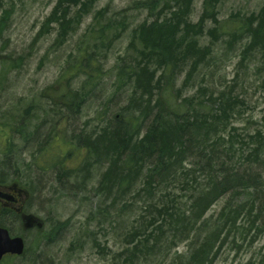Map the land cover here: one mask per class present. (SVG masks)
<instances>
[{
    "label": "trees",
    "instance_id": "1",
    "mask_svg": "<svg viewBox=\"0 0 264 264\" xmlns=\"http://www.w3.org/2000/svg\"><path fill=\"white\" fill-rule=\"evenodd\" d=\"M93 1L95 2V0H88L81 3L78 2V4L73 5L72 7L74 10L72 14L75 13L76 18L82 20L83 16L91 10L90 7L92 6ZM154 2V0H143L142 2H138L137 6L145 10L148 5H150V3ZM2 4L3 0H0V33L3 32V22L8 20V17L10 16V12L4 9ZM64 8L65 9L63 10L56 8V10L53 11L51 23L57 22L59 26L57 32L63 37H66L67 35L65 36V33L67 31L65 30V25L68 26V22H73V24L78 23L70 18V13L66 10V7ZM185 9L186 8H184V10ZM181 20L183 21V18L177 22L180 23ZM201 20L204 19L202 18ZM170 21L171 20H167V18L161 20L158 23L156 21L155 24L149 29L146 25L142 26L144 31V39L150 44V53L147 55L141 54L145 63V67L136 68L135 66V71L133 74L134 78L132 80H135V82H133L134 86L132 90H134L135 94L137 95L133 98V100H135V104L132 103L134 104L132 106L135 107V109L132 111H134L135 115H137L135 117L136 121L135 119L133 121H131L132 119H121V115L116 113L111 119L113 121V127L108 130H105V128L101 129V131L98 130V132H100L94 138V147L101 152H105V157H108L110 162L107 172L100 177V183L102 184L101 188H98L95 193L101 192L102 196L104 197H102L103 203L105 202V198L109 199V202L112 206L111 208H116L119 206V202L121 203L125 200V202L121 204V208L123 207V209L119 211L121 212L120 214H122V216L126 212H128L126 214H132L134 212L138 213V218L135 219V224L131 225L133 229L130 228V230H128L127 234L125 235L124 242L126 246L123 247L119 253V256L125 257L123 264H157L160 263L159 260H164L165 256L167 259L166 262L168 264H214L217 260V254H219V252L224 248L223 246L225 244H230L231 241V246H236V248H239L238 243L234 244V240L228 238V236L231 233L233 234L232 222L234 223V219L237 216L240 217L243 215V212L240 208L233 206L230 204V201H228L222 206V208L220 207V212L218 216L215 217V220L204 219V216L200 213V210H203L204 204L207 202L211 204L213 201L217 200L219 196L227 194L230 196V198H232V200L244 199L246 203L248 202V205L246 204L248 209L252 208L253 203L255 202L256 206L259 207L258 218H261V215L264 214V161L258 159L255 157V155H251L250 153L247 156V160L246 157L244 159V161H248L247 164H245L246 169L233 167L230 168V170H223V161L226 160L229 155L215 153V150H211L209 152L200 151V153L196 152V155H198L200 161L205 160L206 167L208 166L207 169L202 172H204V175L206 174V176H208V180L210 181L209 192L205 195V197H201L202 199H200L198 198L199 195L196 191H194L193 187H190L193 189V191L188 193L190 189L189 187L187 190L185 184L180 183L181 181L176 183L179 185V188L182 189V191H180L181 195L187 194V196H190L193 200V206L191 205L190 209L191 216L187 214H179L177 217L173 218L172 214L168 213L170 210L169 207L173 206V202H175L174 200L177 198V196L181 195L178 193V195H176L169 193L162 194V192H157L156 188L158 185H160L161 181L165 180L164 177H169L172 173L175 174L177 172V170L174 168H176L178 165L174 164L181 162L186 153L183 152L182 149H184L185 146L189 149L191 148V154L195 149L193 148V146L196 144L195 141L193 143L190 142V140L187 141V139L185 141L186 137L184 138L183 134H187V131L182 132L180 127L170 123V120L173 119L172 116L174 113L179 112L181 115H183L181 118H184L185 116L188 118L191 116L190 118L195 121L192 125L193 127L201 126V124L203 125L206 122L208 123V126L212 128L213 126H216L220 120H217V116H211V110L208 108L210 104L208 100L204 98V94L200 92V90L198 91L199 93H197V95L180 99V95L177 93V89L175 88L176 84L174 81H176V77L179 76L180 70L184 68L183 65L187 63L184 60L192 57V55L195 53V60L199 59L200 61L193 68H196L197 66L198 68H201L203 65H205L204 68H207L209 64H214L215 60L218 59H216L215 56H212L213 58L211 56H206L205 52H197L193 45L190 44V37L192 36V33L187 31L184 33L180 32L178 25H175V23L169 25ZM153 27L155 29L153 30L154 32L149 31ZM100 31L101 30H92L90 32L91 35H94L93 38L95 41H97L95 33L98 36L100 35ZM225 35L226 37L224 40H228L229 42H227L228 44H226L227 47L224 49V52L220 50V57L222 59H227L229 56L231 57V50L233 51V48L236 46L233 42V36L235 35L231 36L228 33H225ZM236 36H238V34ZM257 36L258 32L256 29L249 31V38L252 39L254 50H256L254 51V57H258L260 58V61H264V47H262V45H264V41H262V39H260V37L258 38ZM211 37H214V34L213 36L211 35ZM98 43L102 44L100 41H98ZM98 43H96L94 46V49L96 50ZM105 43L108 45V42ZM255 45H257L258 48ZM153 50L157 51L160 56L164 57L163 61H158L159 64L154 63V61L157 59L152 53ZM248 61V58L243 55V58L238 59L237 65L235 66V71H237V73H241L243 76L242 80L247 74L248 67L246 66V63ZM84 62L87 67L90 66V72L88 74L85 72L84 73L88 75L87 77L94 76V73L97 72V67L95 66L96 60L94 64L91 60H84ZM81 67H83V65H81ZM152 67H155V70H152ZM258 68L259 67L256 69L258 70ZM157 69L160 71H169V77L171 78V75H173V77L171 78L172 82L165 84L164 89H162L163 95L161 100H158V108L154 107L153 109L151 102L155 101L156 99L153 100L152 93L155 92V89L161 90L155 86V83H151L153 88L150 84L152 75L158 71ZM125 70L128 72L129 68L125 65H119L117 71V74L119 73V75L115 77L118 83L123 81L124 77H121L123 73L121 76L120 74L121 72H125ZM189 71L190 73H188V76L192 74L191 70ZM61 75L66 77L70 76L71 73L63 70ZM263 79L261 80L260 86L264 88ZM186 81L188 82L189 78H186L185 82ZM71 93L72 94L70 96L66 95L64 97H59L58 100L61 99V102L73 100L76 96V92ZM221 94L227 95L225 93ZM238 104H241L240 99H233L232 103L225 102V104L221 106V109L225 114L231 115L235 110H237ZM48 106L51 108V112H53L51 117L58 113V110H56L54 106L51 104H48ZM67 107L62 108H65L68 113H70V111L76 112V109L78 108L76 106L72 108ZM191 107L200 108L202 113L198 115H192L193 112H191ZM27 111L28 110L22 113V116L18 122L19 126L22 128H18L16 130V135L21 134L20 140L26 145L30 143L29 139H32L30 138L31 136H27V134H25V122L31 114ZM58 114L61 115L60 112ZM31 117L34 116L32 115ZM45 120L44 122H46ZM123 121H126L125 125L123 124ZM139 122L146 124L147 131L141 140L135 138L132 142L131 137H133L134 134L131 135L129 131H134ZM121 125L125 127L119 129ZM182 125H184V123ZM54 126V122H49L45 130L49 132L54 128ZM184 126H186V123ZM6 128V124L0 125V146L2 148L8 147L11 149V135L9 131L6 130ZM50 128L52 129L50 130ZM220 128L221 127L217 128L216 130H219ZM40 130H43V128L40 126L37 127L36 130L34 129L32 135L38 139L32 140L43 143V141L39 139L40 137L36 136L37 134L39 135L38 132ZM193 131L195 132V138H193V140H198L202 137H208L211 133L215 132V129L207 128L202 130L200 128L198 130L196 129V131ZM58 136H60L59 132L53 133L50 137H48L49 141H47L48 147H46V149L54 148V141ZM134 137L137 136L134 135ZM75 140H77L80 146L81 144H84V142L81 140V137H76ZM199 145H201V143H199L197 146ZM122 148L124 149L122 152L123 155L120 154ZM68 154L70 155V153ZM9 155L10 150H0V166L3 167L0 169H4L3 172H6L5 167H10ZM65 155L60 156L57 154V157L52 156L48 157V159L51 158L50 160L45 159L41 161L44 164H58L64 159ZM119 157H122L124 161L121 160V158V161H119ZM212 165H218L219 167L217 166L218 169H213ZM202 168L205 167L203 166ZM83 172L84 170H79L78 172H75V174L82 176ZM72 174L73 173H71V175ZM2 180L3 175L1 172L0 183H2ZM15 181L16 179L14 182ZM56 181L58 183L65 184V181L61 179H56ZM106 181L109 182L108 187H105L104 185L106 184ZM134 185L136 187H134ZM130 188L133 193L132 196L129 197L131 199L128 198L129 202H127L126 197L130 192ZM185 190H187V192ZM153 202L157 204L154 205ZM138 203L140 204L139 206L137 205ZM104 205H102V207ZM196 206L198 207L197 210L194 209ZM104 207L100 208L99 206L98 208L100 209L95 210L92 213H90V210V212L87 213V227H90L89 224H91V222L97 221V223L102 225L104 223L103 221H106L107 212H105ZM200 214L202 215L201 220L204 226L201 229L194 227V220L196 218H200ZM5 219H8L9 224L5 221ZM155 220L158 221L156 224H154ZM16 223H20L19 217L13 211H11V209H4L0 207V225L11 230L12 226H16L14 225ZM65 223L66 222L53 225V227L47 233L45 230L39 231L37 233L35 232V236L43 238L47 243H55L58 241L60 234L67 229L68 226ZM136 223L140 224V226H136ZM151 226L152 228L150 230H152V233L147 235L146 230ZM257 229L260 228L257 226ZM190 230L196 235H194L193 239H190V243L187 244L185 254L181 255L174 252L171 255V250L176 248L179 243H182V241H185L186 235ZM202 232L204 233L203 236H201ZM248 232L249 226L244 225L241 232L239 230V239H242L244 242L246 240L245 236H247L246 233ZM153 234L156 235L151 237ZM254 238L255 236L249 238V242L254 241ZM25 254L26 249L24 255H22L19 259H22ZM11 261H13L12 258H6L3 262L8 264Z\"/></svg>",
    "mask_w": 264,
    "mask_h": 264
},
{
    "label": "rangeland",
    "instance_id": "2",
    "mask_svg": "<svg viewBox=\"0 0 264 264\" xmlns=\"http://www.w3.org/2000/svg\"><path fill=\"white\" fill-rule=\"evenodd\" d=\"M139 1L141 0H99L94 8L97 10L108 5L115 14L125 10L126 15L134 26L144 19V15L138 13V9L135 10L133 8L135 5L137 6ZM200 1H195L196 11L193 15L194 19L199 18L201 15ZM250 1L251 3H248V0H222L218 4V18H226L232 12H236L238 7L240 9L245 7L244 12L246 13L252 12L259 6L260 0ZM55 2L56 0H3L2 7L10 12V16L3 40L0 41V49L4 48L6 54L16 58L13 57L15 62L9 63L10 67L8 68H10V71H8L7 78L3 77L0 79V125H7L6 130L11 135L12 149L15 147V152H10V167H5L6 172H3L4 169H0L3 175L0 185L7 186L16 179L15 182L18 186L29 194L24 211L41 219L44 222L46 233L59 221L70 219V224L60 234L58 241L55 243H47L43 238L36 237L34 232L22 235L25 241L26 254L22 259L15 258L8 264H123L125 257L119 256V253L126 246L124 242L125 235L132 228L131 225L135 224L138 213L126 214L128 213L126 212L122 216L121 212H119L121 210H118L120 209L119 207L118 209L111 208V203L105 201V207L103 206L105 212H107L106 221H103L105 225L102 226L96 221L91 222L89 224L90 227L86 228L88 226L87 213L90 210V213H92L103 208V198L94 201L96 203L100 202V208H98V205L87 204L84 200L82 203L75 201V198L78 197L75 194L77 193V188L72 189L73 187L71 186L58 183L51 168H46L41 161L44 155L42 149L48 147L47 143L43 141L40 146L32 147L30 144L26 145L20 140L21 134L16 135V130L22 128L18 122L26 107L29 105H33L34 108L37 105L39 107L46 106L45 102L41 106L40 103L33 101L42 88H45L48 92L51 90L52 96H58V99L66 95L70 96L71 92H76V95H80L85 100L83 107L77 104L76 112L78 114L75 115V111L71 112L69 119L60 116V119L54 122V128H50L52 130L47 132L45 130L47 127L44 124L45 114L42 115L41 112L32 113L25 122V131L32 134L34 129L36 130L40 126L43 128L41 131L44 132V137H50L53 133L59 132L60 136L54 141L55 146L51 151L54 150L60 156L70 153V155L66 154L67 156H64L60 166L71 167L72 175H77L75 172L79 170H84L85 172L87 170L86 167L91 160L85 158L84 152L80 151L81 146L75 140L77 137V135H74L75 129L81 130L84 125L87 128L86 132H91L95 128L102 129V120L107 119V117L112 119L115 113H121L126 110L123 104L118 103L100 110V103L109 99L110 96L113 98L112 92L116 91L115 74L118 71V65H116L115 61L119 52H122L125 48L127 37L123 36L117 42L114 50L106 59V50H98L100 56L98 57L97 72L94 73V76L87 77L88 75L84 73L85 69L83 67L74 69L72 66L67 67L65 62L70 51L69 48H73L75 43H78L76 41L83 35V31L87 29L85 34H90L93 30L90 21L95 15L93 14L95 10H90L86 14L87 17L80 20V29L77 27V30L72 35L67 36L66 39L68 41L64 46L53 52L49 47L55 36L54 29L57 31V28L52 26L54 29L52 28L51 32L42 37H37V33L40 29V24L50 13ZM205 27L210 28L209 23ZM202 38L208 39L210 37L203 36ZM6 39H8L7 42ZM237 49L238 46H236L235 52ZM48 50L51 55H49ZM46 53L48 56L45 58ZM234 55L231 54V57L229 56L224 61L223 73L228 79L233 77L235 66L238 62ZM63 70L70 72L71 75L63 77L61 75ZM248 70L246 75L250 78L252 74ZM188 71L189 68L184 67L179 72L175 88L180 95V99L197 95L198 91L201 90L198 87L202 86L200 84L206 82L207 79V77L201 78V76L196 78L197 73L188 76ZM240 76L242 78L241 74ZM186 78H189L187 88L184 91H178L180 84ZM212 79H210V84L215 83ZM14 81H17V83H13ZM254 87V83H250V86H248L245 105L240 106L238 104L237 110L242 111L238 119L240 124L247 122L254 124L264 116V96ZM206 94L208 93L206 92ZM58 101L61 102V99ZM58 101L54 103H58ZM8 108H11V110L19 108L21 113L19 116L10 118L8 116L10 111L6 115ZM49 112L53 114V112ZM109 112L110 115L112 114L111 116ZM32 115L34 117H31ZM236 116L234 117L236 118ZM98 133H96L95 137ZM1 148L0 146V150L4 151ZM49 157H52V155H49ZM0 168L3 167L0 166ZM105 168L106 165L104 164L94 165L90 168L89 175L85 177L89 176L94 184L96 182L100 183V175L105 171ZM70 181H73V179ZM92 183L89 188L95 194L97 188ZM173 186L178 188L174 194L181 195L180 191L182 189L179 188V185ZM195 187L193 186L194 189ZM187 190L185 191L187 192ZM192 191L193 189L190 188L188 193ZM81 195L79 194V196ZM137 205L139 206L140 204L138 203ZM212 210H215V207ZM5 221L8 223V219H5ZM14 225L16 226L11 228L12 234H20L18 223ZM137 225L138 227L140 226V224L136 223ZM151 228L152 226L146 230L147 235L152 233ZM155 235L153 234L151 237ZM36 239L37 241H35ZM249 241L248 237L242 243L243 246H239L238 249L232 251H230V248H226L227 251L225 253H223V248L222 254L220 255L219 253L214 264H264V235L262 237L256 236L254 238L255 242ZM185 245L186 241L179 243L176 248L171 250V255L174 252L178 254L185 253L187 249ZM166 261L165 256L164 260H159L160 263L157 264H168ZM0 264L7 263L2 261Z\"/></svg>",
    "mask_w": 264,
    "mask_h": 264
},
{
    "label": "bare ground",
    "instance_id": "3",
    "mask_svg": "<svg viewBox=\"0 0 264 264\" xmlns=\"http://www.w3.org/2000/svg\"><path fill=\"white\" fill-rule=\"evenodd\" d=\"M85 1H88V0H56L50 13L46 16V18L40 24V29L37 33V37H42L45 34L51 32L52 31L51 29L52 28L54 29V27L52 26H55L57 29L59 28L57 22L51 23L52 13L53 11L56 10V8L63 10L65 9L64 7H66V10L70 13V18L73 19V21H75L76 23H78V24H73V22H68L69 24L65 23V24H68V26L65 25L66 27L65 30L67 31L65 33V36L72 35L77 30V27L78 29H80L81 27L80 19L76 18L75 13L71 14L73 13V10H74L72 6L78 4V2L81 3ZM98 1L99 0H95V2L94 1L92 2V6L90 7L91 10L92 9L95 10L94 7L98 3ZM142 1L143 0L139 2H142ZM154 1L155 2L150 3V5H148V7L145 10L141 9L139 6H136V5L133 7L135 10L139 8L137 12L144 15V19L134 26L130 18L126 15L127 13L125 10H121L119 14H115L112 12V10L110 9V6L108 5L95 10L93 12V14L95 15L92 17L90 21V25L92 26V29L94 31L101 30L99 32L100 35L97 36V34L95 33L97 41L94 40L93 38L94 35L85 34L87 32V29H85L83 31V35H81V37L76 41L78 43H75L73 48H69L70 51L67 54V59H66L67 61L65 62V64L67 67L72 66L74 69L79 68L81 67V65H83L85 69V73L88 74L90 72L89 70L90 66L87 67L84 64L85 63L84 60H91L93 64L95 63V60H96L97 65L95 63V66L98 67V57L100 56V53L98 52V50L100 49L106 50V57H105L106 59L109 57L110 53H112V51L114 50L117 42H119L123 38V36H126L127 43L125 45V48L122 50V52H119V54L117 55L118 57H116L115 62H116V65H118V68H119V65L121 66L125 65L126 67L129 68V70L128 72L126 70L125 72H121L120 76L123 73L121 77H124V79L121 83H118V81H115L117 92L116 91L112 92L113 98H111L110 96L109 99H106V101H102L100 103V110L106 109L107 107H109V105L114 106L116 103L123 104V107L124 109L126 108V110L124 112L119 113L121 115V119H132L131 121H133L135 117L137 116L135 115L134 111H132L133 109H135V107L132 106L135 104V100H133V98L136 97L137 95L135 94L134 90H132L134 86L133 82H135V80H132L134 78L133 74L135 71V66L136 68L145 67V63H144V60L142 59L141 54L147 55L150 53V49H149L150 44L144 39V35H143L144 31H143L142 26L146 25L149 29L155 24L156 21L158 23L161 20L167 18V20H171L169 22V25L175 23V25H178L180 32H183V33L186 31L191 32L192 36L190 37V44L193 45L195 50H197V52H203V53L205 52L206 56H211V57L215 56V58L218 60H215V63L212 65L209 64L207 68H204L205 65H203L201 68H198V66L196 68H193L200 61L199 59L195 60L196 54L194 53L192 57L187 58V60H184L187 63L183 66L191 70L192 72L191 75H194V73H197L196 78H198V76H201V78L207 77L206 82H203L202 84H200L202 86L198 88L201 89L200 92L204 94L205 99L208 100L211 106V107L208 106V108L211 110V113H212L211 116L212 117L217 116V120L219 119L220 120L217 123V125L213 126L212 128H210V126H208V123L206 122L203 125L201 124V126L193 127L192 125L195 121H193L190 118L191 116L188 118L187 116H185L184 118H181L183 115H181L179 112L174 113V115L172 116L173 119L170 120V123L180 127L182 132L187 131L186 132L187 134H183L184 138L186 137L185 141L186 139L187 141L190 140V142L192 143L195 141L196 144L195 146H193V148L195 149H194V152H192V154L190 153L191 148L189 149L188 147L185 146L184 149H182L183 152H186V153L181 162L174 164V165H178L176 168H174L177 170V172L175 174L172 173L169 177L167 176L164 177L165 180L160 182V185L162 186L158 185L156 189L158 193L162 192V194H168V193L174 194V192L177 191L178 188L173 185H176L177 182L181 181L180 183L185 184L186 187L196 186L194 191H197V194L199 195L198 198L202 199L201 197H205V195L210 190L209 189L210 181L208 180V176H206V174L204 175V172H202L205 169H207L208 166L206 167L205 160L200 161V159L198 158V155H196V152L200 153V151L209 152L211 150H215V153H220L222 155H225V154L229 155L228 158H226V160L223 161V164H222L223 170H230V168H233V167L234 168L239 167L242 169H246L245 164H247L248 161L246 162L244 161V159L245 157L249 155V153L251 155H255V157H257L258 159H261L264 161V116L261 117L260 120L258 122H255L254 124H251L249 122L240 124L238 119H239L240 114H242L241 110L234 111L232 115H227L221 109V106L225 104V102L232 103L233 99H240L241 104L239 105L240 106L245 105V100H246L245 98H247L246 97L248 94L247 90H248V86H250V83H254L255 84L254 88L256 90H259L261 95L264 96V88L260 86L261 80L264 78V61L261 60L262 61L261 62L260 58L254 57V51L256 50H254L252 39L249 38V31L256 29V31L258 32L257 37L258 38L260 37V39L264 41V0H260L259 6L255 8L254 10H252V12L250 13L244 12L245 7H242L241 9L238 7L236 8L238 9L236 12H232L227 17L225 16L226 18L224 19L218 18L219 16L218 4H220L222 0H201L200 1L201 2V5H200L201 15L197 19H194L193 15H194V12L196 11L195 1H198V0H179V1L178 0H154ZM248 3H251V1L248 0ZM184 8L186 9L184 10ZM86 17L87 16L85 14L82 19ZM182 18H183V21L181 20L180 23L177 22ZM202 18L204 20H201ZM208 23L210 25V28L205 27L206 24ZM3 24H4L2 27L3 34L0 33L1 35L0 41L3 40L4 32L7 29L8 20H5ZM154 27L149 31L154 32L153 31L155 30ZM54 31H55L54 32L55 36L49 47L50 49H52L53 52H55V50L62 48L64 44L68 41V39H66L67 36L63 37L55 29ZM211 33L214 34V37H211V35L213 36V34ZM225 33H228L231 36L235 35L233 36V42L235 43L236 46H238V49L235 52V49H236V46H235L233 48V51L231 50V54L233 55L236 54L234 56L237 59H242L243 55H245L246 58H248L249 61L246 63L247 64L246 66L249 69L248 71L252 74L251 75L252 77L248 78V76L246 75L245 77L247 78L244 77V79L242 80L240 76L241 73L239 72L237 73V71H234L233 77L229 79L228 77H225L223 73L224 71L223 66H224L225 59H222L220 57L221 56L220 50L224 52V49H226L227 47L226 44H228L227 42H229L228 40L227 41L224 40L226 37ZM237 34L238 36H236ZM203 36L210 37V38L208 39L202 38ZM7 41L8 39H6V42ZM98 41H100L104 46L98 43ZM105 42H108V45ZM96 43H98L97 50L94 49V46ZM247 46H250V47H247ZM255 46L258 48L257 45ZM262 47H264V45H262ZM49 53H50L49 55H51V52ZM152 53L157 59L156 61H154V63L159 64L158 61L164 60V57L160 56V54L157 51L153 50ZM47 56L48 54L46 53L44 57L46 58ZM13 57L14 56L12 55L6 54L4 48L0 49V79L3 77L7 78L8 73H9L8 71H10V68H8L10 67L9 63L15 62L14 58L16 57L14 58ZM257 67H259L258 70L256 69ZM152 70H155V67H152ZM157 70L158 71L153 73L150 84L155 83V86L161 90L155 89V92L152 93L153 100L156 99L155 101L151 102V106H153L152 107L153 109L154 107L158 108L159 106L158 100H161V97L163 95L162 89H164L165 84L172 82L171 78L173 77V75L171 74H170L171 78L169 77V71H166V70L160 71L159 69ZM235 70H236V67H235ZM187 73H190V71H188ZM117 75H119V73L118 74L116 73L115 77H117ZM211 78H213L212 80L215 81L214 84L209 83L211 82L210 80ZM177 81H178V77H176V81H174V83L177 84ZM13 83H17V81H14ZM185 88H187V81L185 82L184 80L183 83L180 84L178 91H181V90L184 91ZM45 90H46L45 88H42V90L39 91V94L35 97L33 101L38 102V104L40 103L41 106H42V103L45 102L46 106L44 105V107H39L37 105V107L34 108L33 105H29L25 109V111L28 110L27 112L31 114L38 113V112L45 114V118H46L45 127L48 126L49 122L53 123L56 120L60 119V116H63L64 118L69 119V116L71 115V111L70 113H68L67 110L62 107H67V106H69L67 108H70V107L72 108L75 106L78 107L77 104H79L80 106L82 105L83 107L85 103L84 102L85 100H83V98L80 95H76L74 99L71 101L60 102L58 101V96H52L51 90L49 92ZM206 92L208 94H206ZM218 92L225 93L228 95V97L227 95H224L221 93L219 95ZM219 100H220V103H219ZM57 101L58 103H54ZM48 104H51L52 106H54L55 109L58 110V113L60 112L61 115L57 113L51 117L52 113H50L48 110L49 108ZM49 109L51 111V108ZM8 112L10 114L8 115L10 118L19 116L21 113L19 108L17 110H11V108H8L6 115L8 114ZM191 112H193L192 115H198L202 113V110H200V108L198 107H191ZM76 114H78V112H75V115ZM109 115H110V112H109ZM235 115H237L236 118L234 117ZM102 121H103L102 129L105 128V130L106 129L108 130L111 127H113V121L111 120V117H109V119L107 117V119L105 118ZM125 123L126 121H123L124 125ZM183 123L184 125L186 123V126L182 125ZM122 127H125V126L121 125L119 129H122ZM219 127L221 128L219 130H216ZM200 128L202 130H205L207 128L215 129V132L211 133L208 136L209 138L202 137L201 139L193 140V138H195L194 137L195 132L193 130L196 131V129L198 130ZM85 130H87V128L84 125L83 129L81 130L75 129L74 131V135H77V137H81V140L84 142V144H81L80 151L84 152L85 158L91 160V162L86 167L87 170L83 172L84 174L82 176L71 175V173H73V171L71 170V167L69 166L66 167L64 165L60 166L61 165L60 163L44 164V166H46V168L47 167L51 168V171L53 175L55 176V179L57 180L61 179L65 181V184L67 186L73 187L72 189L77 188L76 189L77 193L75 194L79 198L76 197L75 201L82 203L84 200V202H86L87 204H93L95 206L97 205L99 206L100 202L96 203L94 201L102 198L103 196L101 192H97L95 194L92 193V190L89 188V186L92 183V180L89 178V176L88 177H85V176L89 175V170L94 165L104 164L106 165V168H105V171L101 173L100 175L101 177L103 174L107 172L108 167L110 166V162L108 160L109 158L105 157V154H104L105 152L103 151L101 152L100 150H97L94 147V143H95L94 137L96 133L98 132V130L101 131V129L95 128L91 132H86ZM146 131H147L146 124H144L143 122L141 123L139 122V124H137L134 131H129L131 135L134 134L137 136V137H134L133 135V137H131L132 142L135 138H138V140H141L142 137L145 135ZM38 133L39 135L37 134L36 136H39L40 140L45 141V143L49 141L48 137H44L43 131L40 130ZM25 134H27V136H31L30 138L32 139H38L34 135L30 134V132L29 133L26 132ZM32 139H29V142H30L29 144L32 147L40 146L39 142H35ZM199 143H201V145L197 146ZM12 147H13V143L12 145H10L11 149H9L8 147L1 148V149H4L5 151L7 149V150H10V152H15V147L13 149ZM44 149H46V147L42 149L44 152V155L42 156L43 158L42 160H45V159L50 160L51 158L48 159L49 155L57 157V152H55L54 150L51 151L52 149H46V150ZM123 150L124 149L122 148L120 151L121 155H123L122 153ZM120 158L121 160H123L124 156H123V159L122 157H119V161H121ZM203 166L205 168H202ZM217 166L218 165H212V168L218 169L219 166L218 167ZM71 179H73V181H70ZM92 184L93 186H96L97 189L101 188V183L99 182H96L95 184L92 183ZM104 185L105 187L106 186L108 187L109 182L106 181V184ZM134 187L136 186L134 185ZM263 187H264V184H263ZM132 193L133 191H131V188H130V192L126 197L127 202H129V199H131V198L128 199V197L132 196ZM79 194H82V195L79 196ZM105 201H109V199L105 198ZM174 201H175L173 202L174 205L169 207L170 210L168 211L169 214H172L173 218L177 217V215L179 214H184V215L191 214L190 209H191V205L193 206V200L190 196H187V194L185 195L183 194L181 196H177V198ZM228 201H230V204H232L233 206L240 208L243 212V215H241L240 217L237 216L234 219V223L232 222L233 234L231 233L228 236V238H231L232 240H234V244L238 243V246H243L242 245L243 241L242 239L241 240L239 239L238 233H239V230L241 232L244 225L249 226V232L246 233L247 234V236H245L246 238L248 237L252 238L253 236L262 237L264 235V214L261 215V218H258L259 217V214H258L259 207L256 206L255 202L253 203L252 208L248 209V206H247L248 202L246 203L244 199H233L232 200V198H230V196L226 194L223 196H219L217 200L213 201L211 204H209L208 202L204 204L203 210H200V213L204 216L203 217L204 219L215 220V217L218 216L222 206ZM124 202L125 200L121 203L119 202L118 203L119 206H117L116 208L117 209L118 207L121 208V204H123ZM153 203L154 205L157 204L155 202ZM214 207H215V210H212ZM122 209L123 207L118 210H122ZM194 209L197 210L198 207L196 206L194 207ZM201 214L199 216L200 218H196L194 220V223H195L194 227H197L199 229L204 227L202 220H201L202 218ZM63 222H66L65 224L69 226L70 219L59 221L55 223V225H57L58 223H63ZM157 222L158 221L155 220L154 224H156ZM103 225L105 224L103 223L102 226ZM257 226L260 229H257ZM18 227L20 229V234L13 235L11 230H9L5 226L0 225V228H3L8 232L10 238L19 237L23 240V242L25 241L22 235L27 234L29 232L37 233L39 231L45 230V227L43 228V230H37L36 228L30 229V230H24L22 228L21 222L18 223ZM86 228H89V227L86 226ZM194 235L196 234L192 232L191 230L188 232L185 238V241H186L185 247L187 246V244L190 243V239H193ZM203 235L204 233L202 232L201 236ZM35 241H37V239ZM228 244L229 243L223 246L224 247L223 253L227 251L226 248H230V251L234 249H238L236 248V246H231V241H230V244L229 245ZM221 251L219 252L220 255L222 254ZM183 254L185 253L184 252L181 253V255ZM217 255L219 256V254Z\"/></svg>",
    "mask_w": 264,
    "mask_h": 264
},
{
    "label": "water",
    "instance_id": "4",
    "mask_svg": "<svg viewBox=\"0 0 264 264\" xmlns=\"http://www.w3.org/2000/svg\"><path fill=\"white\" fill-rule=\"evenodd\" d=\"M8 191L17 194V196L19 197L18 205L13 206L12 209L17 214L21 215L20 217H21L22 228L24 230H30L33 228H36L37 230H43L44 225L39 218L35 217L32 214H25L22 212L24 201L27 198L26 191L17 188L16 185H12L10 188H8ZM0 197L3 198L5 201H10L13 203L17 202L16 200H12L10 197H6L3 195H0ZM23 252H24L23 240L19 237L10 238L8 232L5 229L0 228V260L5 255L21 256Z\"/></svg>",
    "mask_w": 264,
    "mask_h": 264
},
{
    "label": "flooded vegetation",
    "instance_id": "5",
    "mask_svg": "<svg viewBox=\"0 0 264 264\" xmlns=\"http://www.w3.org/2000/svg\"><path fill=\"white\" fill-rule=\"evenodd\" d=\"M16 196V195H15ZM1 204V203H0Z\"/></svg>",
    "mask_w": 264,
    "mask_h": 264
}]
</instances>
